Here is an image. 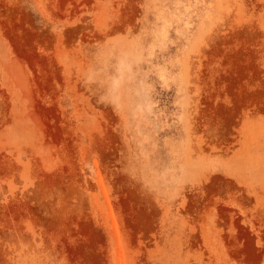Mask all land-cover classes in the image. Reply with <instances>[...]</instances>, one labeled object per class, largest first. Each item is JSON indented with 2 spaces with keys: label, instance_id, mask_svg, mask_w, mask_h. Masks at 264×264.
Here are the masks:
<instances>
[{
  "label": "rangeland",
  "instance_id": "rangeland-1",
  "mask_svg": "<svg viewBox=\"0 0 264 264\" xmlns=\"http://www.w3.org/2000/svg\"><path fill=\"white\" fill-rule=\"evenodd\" d=\"M0 264H264V0H0Z\"/></svg>",
  "mask_w": 264,
  "mask_h": 264
}]
</instances>
